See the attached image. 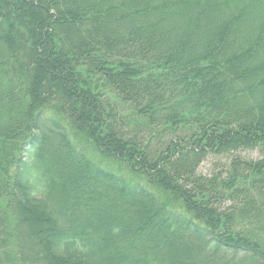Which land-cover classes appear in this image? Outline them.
Here are the masks:
<instances>
[{"label":"trees","instance_id":"1","mask_svg":"<svg viewBox=\"0 0 264 264\" xmlns=\"http://www.w3.org/2000/svg\"><path fill=\"white\" fill-rule=\"evenodd\" d=\"M0 264H264V0H0Z\"/></svg>","mask_w":264,"mask_h":264},{"label":"rangeland","instance_id":"2","mask_svg":"<svg viewBox=\"0 0 264 264\" xmlns=\"http://www.w3.org/2000/svg\"><path fill=\"white\" fill-rule=\"evenodd\" d=\"M247 155L258 157L259 153L255 151V152H250ZM226 161L227 160L225 158H221L218 156H209L202 162L200 166V170L201 172L206 173V174L215 172V170L217 172L220 169H222L223 167L222 165L227 163Z\"/></svg>","mask_w":264,"mask_h":264}]
</instances>
